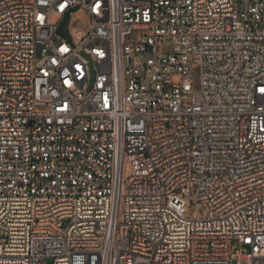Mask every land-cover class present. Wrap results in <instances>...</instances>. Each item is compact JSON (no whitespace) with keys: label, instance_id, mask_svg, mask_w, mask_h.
Here are the masks:
<instances>
[{"label":"built area","instance_id":"obj_1","mask_svg":"<svg viewBox=\"0 0 264 264\" xmlns=\"http://www.w3.org/2000/svg\"><path fill=\"white\" fill-rule=\"evenodd\" d=\"M262 89L264 0H0V264H264Z\"/></svg>","mask_w":264,"mask_h":264},{"label":"rangeland","instance_id":"obj_2","mask_svg":"<svg viewBox=\"0 0 264 264\" xmlns=\"http://www.w3.org/2000/svg\"><path fill=\"white\" fill-rule=\"evenodd\" d=\"M185 216L190 219H203L205 217L204 210L200 206L197 197V185L195 183L189 186V193L185 196ZM241 264H245L241 260Z\"/></svg>","mask_w":264,"mask_h":264},{"label":"water","instance_id":"obj_3","mask_svg":"<svg viewBox=\"0 0 264 264\" xmlns=\"http://www.w3.org/2000/svg\"><path fill=\"white\" fill-rule=\"evenodd\" d=\"M76 9H77V7L73 8V10H76ZM68 22H69V15H68V13H65L64 17L62 18V20L57 25L56 33L61 35L64 38H66L69 41L68 33H67L66 29L64 28V26L66 24H68ZM92 79H93V70H91V82H92Z\"/></svg>","mask_w":264,"mask_h":264},{"label":"bare ground","instance_id":"obj_4","mask_svg":"<svg viewBox=\"0 0 264 264\" xmlns=\"http://www.w3.org/2000/svg\"><path fill=\"white\" fill-rule=\"evenodd\" d=\"M79 13L75 14L74 17H78Z\"/></svg>","mask_w":264,"mask_h":264},{"label":"snow or ice","instance_id":"obj_5","mask_svg":"<svg viewBox=\"0 0 264 264\" xmlns=\"http://www.w3.org/2000/svg\"><path fill=\"white\" fill-rule=\"evenodd\" d=\"M261 91H264V89H262Z\"/></svg>","mask_w":264,"mask_h":264}]
</instances>
